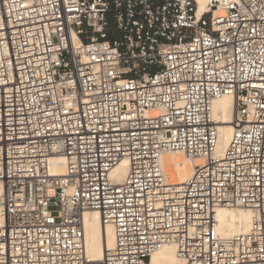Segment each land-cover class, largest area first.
Returning <instances> with one entry per match:
<instances>
[{
	"label": "built area",
	"instance_id": "obj_1",
	"mask_svg": "<svg viewBox=\"0 0 264 264\" xmlns=\"http://www.w3.org/2000/svg\"><path fill=\"white\" fill-rule=\"evenodd\" d=\"M207 6L0 0V264H147L167 244L181 264H264V0ZM167 152L201 163L174 183ZM226 207L252 212L248 232L219 234ZM91 211L115 231L101 261Z\"/></svg>",
	"mask_w": 264,
	"mask_h": 264
},
{
	"label": "bare ground",
	"instance_id": "obj_2",
	"mask_svg": "<svg viewBox=\"0 0 264 264\" xmlns=\"http://www.w3.org/2000/svg\"><path fill=\"white\" fill-rule=\"evenodd\" d=\"M209 0H196L198 14L208 11ZM233 97L223 96L213 103L214 119L219 123L220 135L217 152L221 153L227 146L232 133ZM162 163L169 178L174 183L186 181L196 165L201 160L188 158L182 152H167L162 155ZM50 170L53 175H63L66 171L65 158L54 156L50 162ZM127 173V162L118 165L111 177L121 182ZM252 212L242 207L221 208L218 210L217 230L221 236L227 237L248 232L251 228ZM85 242L87 255L90 261H101L105 252L115 244V231L112 225L104 224L97 211H91L84 216ZM147 264H181L174 244H167L154 252Z\"/></svg>",
	"mask_w": 264,
	"mask_h": 264
}]
</instances>
